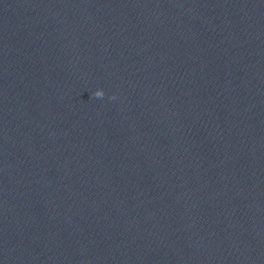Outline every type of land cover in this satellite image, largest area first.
Listing matches in <instances>:
<instances>
[{
    "label": "clouds",
    "instance_id": "clouds-1",
    "mask_svg": "<svg viewBox=\"0 0 264 264\" xmlns=\"http://www.w3.org/2000/svg\"><path fill=\"white\" fill-rule=\"evenodd\" d=\"M93 96L96 98H102L104 96V92L102 89H98L93 93Z\"/></svg>",
    "mask_w": 264,
    "mask_h": 264
}]
</instances>
